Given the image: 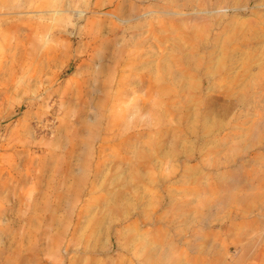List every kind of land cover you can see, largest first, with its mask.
<instances>
[{
	"label": "rangeland",
	"instance_id": "obj_1",
	"mask_svg": "<svg viewBox=\"0 0 264 264\" xmlns=\"http://www.w3.org/2000/svg\"><path fill=\"white\" fill-rule=\"evenodd\" d=\"M0 264H264V0H0Z\"/></svg>",
	"mask_w": 264,
	"mask_h": 264
}]
</instances>
